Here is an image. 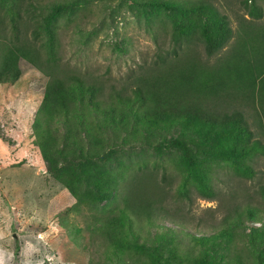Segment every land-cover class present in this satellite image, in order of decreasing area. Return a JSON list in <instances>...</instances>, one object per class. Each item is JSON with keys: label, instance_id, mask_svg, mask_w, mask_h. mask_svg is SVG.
Instances as JSON below:
<instances>
[{"label": "trees", "instance_id": "16d2710c", "mask_svg": "<svg viewBox=\"0 0 264 264\" xmlns=\"http://www.w3.org/2000/svg\"><path fill=\"white\" fill-rule=\"evenodd\" d=\"M71 1L0 0V84L19 77L20 59L44 75L30 124L32 143L74 199L65 210L77 213L104 201L91 208L95 213L85 226L91 237L101 238L105 264H244L241 254L229 248L241 217L255 218L250 205L208 235L185 233L189 245L183 248L172 228L146 240L140 224L151 223L164 198L157 171L161 182L176 177L174 195L188 201L191 190L215 196L216 168L245 179L261 173L256 192L264 201V171L252 166L255 157L264 156V141L243 111H253L264 137L262 6L241 0L247 17L236 15L233 29L212 0H140L157 18L164 38L158 41L152 27V58L129 71L123 83L106 88L61 62L53 20ZM160 11L165 20L158 19ZM109 130L117 137L121 133L123 143L171 155L128 171H123L126 166L107 170L100 149ZM257 222L245 232L244 245L251 264H264V221Z\"/></svg>", "mask_w": 264, "mask_h": 264}, {"label": "rangeland", "instance_id": "374dc122", "mask_svg": "<svg viewBox=\"0 0 264 264\" xmlns=\"http://www.w3.org/2000/svg\"><path fill=\"white\" fill-rule=\"evenodd\" d=\"M212 1L227 15L233 29L236 15L247 17L241 0ZM256 1L264 18V0ZM151 15L140 0H72L59 8L53 20L61 62L101 80L106 88L123 83L129 71L152 58L155 44L151 28H155L158 41L164 38L157 18ZM158 16L166 19L161 11ZM18 65L19 77L0 84V264H105L101 238L91 237L86 228L95 213L91 208H100L104 201L91 208L84 205L77 213L65 210L74 199L50 174L47 162L32 143L30 124L45 77L25 60L20 59ZM243 111L255 136L264 141L253 111ZM62 133L60 128L58 134ZM121 136L110 130L102 134L100 162L107 170L119 172L126 166L123 171H128L143 161L159 163L171 155L167 150L123 143ZM81 146L85 152V143ZM252 166L263 172L264 156L255 157ZM212 175L215 196L205 198L191 190L188 201L174 195L176 177L161 182L157 171L156 181L164 188V198L151 223L140 224V231L148 240L170 227L183 248L189 245L185 233L208 235L250 205L255 218L241 217L229 252L241 254L243 263L251 264L244 236L250 225H259L258 219L264 221V201L256 192L263 175L245 179L227 168H216Z\"/></svg>", "mask_w": 264, "mask_h": 264}]
</instances>
